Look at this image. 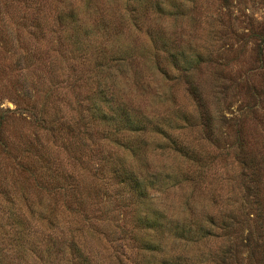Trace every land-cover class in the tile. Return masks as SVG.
Here are the masks:
<instances>
[{"label":"rangeland","instance_id":"rangeland-1","mask_svg":"<svg viewBox=\"0 0 264 264\" xmlns=\"http://www.w3.org/2000/svg\"><path fill=\"white\" fill-rule=\"evenodd\" d=\"M0 264H264V0H0Z\"/></svg>","mask_w":264,"mask_h":264},{"label":"trees","instance_id":"trees-1","mask_svg":"<svg viewBox=\"0 0 264 264\" xmlns=\"http://www.w3.org/2000/svg\"><path fill=\"white\" fill-rule=\"evenodd\" d=\"M130 148H127V150H129ZM131 153H132V150L130 151ZM134 154H136V153H134ZM128 172V174H132V172L133 171H127ZM133 176H130V178H125L124 180H123V182H129L130 184H132V182H133V178H132ZM136 183H137V185H138V181H136Z\"/></svg>","mask_w":264,"mask_h":264}]
</instances>
